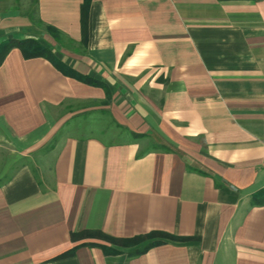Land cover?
I'll return each mask as SVG.
<instances>
[{
	"label": "crops",
	"instance_id": "1",
	"mask_svg": "<svg viewBox=\"0 0 264 264\" xmlns=\"http://www.w3.org/2000/svg\"><path fill=\"white\" fill-rule=\"evenodd\" d=\"M8 38L59 64H0V264H264V0H0Z\"/></svg>",
	"mask_w": 264,
	"mask_h": 264
},
{
	"label": "trees",
	"instance_id": "2",
	"mask_svg": "<svg viewBox=\"0 0 264 264\" xmlns=\"http://www.w3.org/2000/svg\"><path fill=\"white\" fill-rule=\"evenodd\" d=\"M88 11H89V4L88 2H85L82 5L83 36H84L85 41L87 39ZM47 28L49 32L53 34L55 37L58 36L59 30L56 27L48 26ZM14 45H18L19 47H21L25 56L27 57L45 56L57 62L54 59L55 54H54L52 47L50 45L43 43L39 39H36V38H25V39L8 38L0 42V64L3 62V59L5 55L7 54V52L9 51V49ZM73 73L75 74V72ZM76 73L81 79L85 81H89L94 84L101 83L98 80L88 75H83L78 72ZM71 236L73 239L85 238V237L102 238V239L109 241L112 244L123 246V247L138 246L133 252L130 253L131 255L143 253L147 251L149 248H151L152 246L162 243L163 239L161 238H165V237L174 238V235L167 233V232H163V231H153V232L140 234V235H136L132 237H117V236H112L108 233H105L101 229H85L80 232H72ZM91 244H94V243H91ZM110 251L116 252L118 250L112 247L110 248ZM70 253L71 251H67L61 254V256H66Z\"/></svg>",
	"mask_w": 264,
	"mask_h": 264
},
{
	"label": "rangeland",
	"instance_id": "3",
	"mask_svg": "<svg viewBox=\"0 0 264 264\" xmlns=\"http://www.w3.org/2000/svg\"><path fill=\"white\" fill-rule=\"evenodd\" d=\"M30 9H31L32 11L34 10V4H31V5H30ZM0 162H1V163H0V169H1V168L3 167V163H2L3 160H2V157H0ZM8 175H9V173H7V172L5 173V172H1V171H0V182L3 181V180H5V179L8 177Z\"/></svg>",
	"mask_w": 264,
	"mask_h": 264
}]
</instances>
